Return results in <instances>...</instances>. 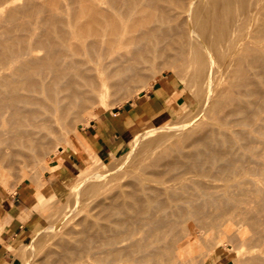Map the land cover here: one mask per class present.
Returning a JSON list of instances; mask_svg holds the SVG:
<instances>
[{
    "label": "bare ground",
    "instance_id": "1",
    "mask_svg": "<svg viewBox=\"0 0 264 264\" xmlns=\"http://www.w3.org/2000/svg\"><path fill=\"white\" fill-rule=\"evenodd\" d=\"M39 1L0 0V181L35 158L32 152H48L54 139L48 132L55 134L64 114L73 112L74 120L93 103L109 106L111 98L153 75L158 62L175 68L186 63L213 98L204 106L208 119L185 127L176 139L177 130L135 139V151L145 152L136 154L135 165L136 152L130 153L138 171L126 170L129 178L123 173L129 190L123 184L108 203L92 202L101 204L98 213L91 198L82 202L93 212L77 227L70 221L77 214L69 210L62 224L69 227L45 248L46 235L33 242L39 246L30 262L44 264L45 255L52 264H199L198 252L212 233L216 241H251L258 249L264 240L257 228L264 221L258 181L264 178V0ZM215 178L228 187L208 184ZM95 179L75 197H97L116 180ZM63 184L54 194L69 188ZM235 220L243 226L233 227ZM248 221L250 238L243 231ZM239 260L264 264V255Z\"/></svg>",
    "mask_w": 264,
    "mask_h": 264
},
{
    "label": "rangeland",
    "instance_id": "2",
    "mask_svg": "<svg viewBox=\"0 0 264 264\" xmlns=\"http://www.w3.org/2000/svg\"><path fill=\"white\" fill-rule=\"evenodd\" d=\"M39 2H41V0ZM37 15H40V13ZM190 27H192V25H190ZM212 61L214 62L216 67L219 66V63L216 62L217 60L215 58H213ZM185 64L186 63H183L182 66L176 67V69L175 66L170 65V63L158 62V64L156 65V71L155 73H153V75L151 74V76L147 77L144 81L137 82L135 85H133L132 88L129 89L128 94H121L118 97L111 98V100H109L110 102L108 103L109 106L105 107L93 103L85 110H83L82 117H78L79 119L74 120L72 116L73 112H70L66 115L64 114V116L61 118V126H57L54 130L55 134H53V132H48L49 136L54 139L56 135L59 136L61 133L65 135L64 136L61 134L59 137L60 139L64 137L62 139L63 142H61L60 139L58 140L60 141V147L55 146L57 145L55 142L58 141L57 139H55L56 141L53 139L52 144H50V146L47 148L48 152H46L43 157L38 156V159L36 154L32 152V156H35V158L28 160L22 166L14 168V170H12L14 173L10 171L9 173L11 175H9V173L7 174V177L5 178L6 182L0 181V202L5 198L14 196L19 188H26L29 194L28 201L26 203V207H28L26 208L28 211V215H26L25 217L26 220L28 218V221L25 223V226L19 234V237L12 244L4 245V252H6V254H8L9 256L5 264H36V262L34 261L30 262L31 260L29 259H31L33 253L37 251L38 248L36 247L39 246L37 245V243L39 244L43 234L46 235L47 237L44 239L45 248V243H49L51 241V237H54V239L58 238L61 234L60 232L63 229H67L69 227H62V224L67 216L69 215L68 217H71L70 213H68L69 210L70 212H72V215H74L73 213L77 214L76 216H72L73 220H70L72 221V226L77 227L76 223L79 222L80 218L85 217L87 215V212H93L91 210H94L96 213L100 212V209L99 211L97 210L98 208H101V206L97 205L101 204H95L92 202H99L103 199L105 203L107 201L109 202L110 198L113 197L110 195H115V193H118L119 189H117V186H119V188H123V184L125 188L124 191H128L129 189H127V184L129 180L127 181V178L125 179L127 175L126 172L134 171L135 173V171H138V169H136V167L134 168L133 165L136 164L135 162H137L139 160L138 158H140L141 156H137L136 154L140 155L141 152H145L143 149L140 150L139 146V148H137V150L135 151V139H139L141 136L143 137L145 133H149V136H154L164 130H167L166 132L171 130L168 134L170 135V133L172 134L174 132L173 130H177L174 133L175 136H172L176 139V136L179 137L185 132L182 130L185 129V127H187L186 129L188 130V128L196 126L194 124L201 122L199 120L205 121L208 119L209 111H207L208 108H204V106H209L206 103L209 102L208 104H210L209 99L213 98V92L210 93V90L206 86L203 79L202 81L199 78H194L192 76L193 70H191V67H188V65ZM184 65L187 68H184ZM169 66L172 68L174 67L173 69H176V71H173ZM183 71L187 72L183 74ZM189 73H192V75H190ZM188 79L189 81H187ZM193 80L196 83L191 82ZM184 82L186 83L184 84ZM197 83H199V85ZM191 86L192 88H190ZM197 89H200V91ZM197 91L198 93H201L198 95ZM146 96L150 97L148 98ZM155 99L159 100L161 109L164 108L169 112V115L166 118L151 120V116H148L143 117L142 119H137L136 122H138L139 124L137 130H135L132 136H130L125 142H116L115 139H112V142L107 141V143L105 144L99 136H97L96 134L94 135L96 128L94 129V127H92L93 124L100 122V120L102 119H108L109 117L114 116V114L117 112L128 110L132 107L137 108L138 106H136L135 104H138V102H142L143 100L154 101ZM172 105L175 107L172 108ZM197 105H199L200 107ZM204 110L206 111L205 114L203 113ZM185 113L186 117H182ZM194 117L197 118L195 121ZM198 117L206 118L200 119ZM181 118L185 119H182V121ZM189 122L193 123L189 124ZM159 127H162V129H159ZM60 130L61 132L58 134V131ZM178 130H180L179 132H181V134H178ZM146 151H150V149ZM50 152L51 156L57 152V154L53 157V160L51 159V157H49ZM133 152H136L134 153V156L136 155V157H134L135 159L132 160L131 156L133 155ZM130 153H132V155ZM130 159L133 162L135 161L133 165H130L132 163ZM121 168L124 169V171L117 172V170L119 171L121 170ZM124 172L126 173V175L123 174ZM116 173H120V175L123 174V177L121 179H119L120 177L116 179ZM8 175L10 178L8 177ZM130 175L128 173L127 177ZM112 177L113 180L116 179L114 182L111 181ZM91 178H97L99 179L97 180L99 182H102L103 180L111 181V183L106 182L107 184L111 185L106 186V184H104L105 190H102L103 192L97 194L99 195H96L97 197H92L93 194H91L92 196H90L89 194L90 197L88 195L84 196L83 194V196H80L81 194H78L77 197H75V192L84 187L83 185H86L88 180H91ZM63 181L69 188L64 189L61 195L58 193L54 194L55 190H58V188H61L64 185ZM258 181L261 185H264V178L260 177L258 178ZM115 182H118L122 185L120 186L116 184L115 189V187H113V185H115ZM80 183L83 184L80 185ZM208 184L213 185L214 187H216V189L220 190L228 187L227 182L225 180H222L221 178L210 180L208 181ZM111 186L112 189L115 190H110V188L109 190H107L108 193H106V187L109 188ZM71 192L74 193L71 194ZM68 193L71 194V196L74 195L72 196L73 198L71 196H66L69 195ZM104 194H107V196ZM79 196L82 198H80ZM85 197L88 198L82 201V199ZM89 198H94L92 201L90 199L91 204H89V206L91 205V210H89L90 207H87L88 205L86 206V204L89 203ZM95 198L97 199L95 200ZM40 199H42V201H40ZM84 201H87L85 202L86 204L82 203ZM67 202L68 205H71L68 206ZM98 215H102L101 217H103L102 213ZM248 222V224L243 223L245 225L244 228H246H243V231L248 230V232L245 231L244 233H246L245 236L247 238H250V236H253L251 235L253 231H249V229L247 228H250L252 226V222ZM233 223H236L233 227H235V225L237 228L240 226L237 220H235V222ZM261 223L262 224L257 228L262 229L261 231L262 233H264V221ZM251 229L253 230V227H251ZM212 234L210 235V237H208L207 241L203 242L204 245L201 246L200 250L203 252H198V256L196 257V259L198 260L199 264H201V261L204 259L205 264H239V258H245L246 255H264V240H262L261 244L258 246V249H255L254 247H251V245H249L250 243H252L251 241H248L249 243L246 241L245 243L241 244L239 241H237V239L229 238L228 241L227 239H224V236L223 239L221 238V236H219L220 239L218 238V240L220 241H216V239L213 238H217V235H214V233ZM247 234H249L250 236ZM262 238H264L263 235ZM214 240L216 242H213ZM234 240L237 241V243H233ZM230 242H232V246ZM235 243L236 245L240 244L239 246L241 248L243 245V248L240 250H234L233 245H235ZM247 244L250 247H247ZM45 257L46 256L44 255V264H47V262L45 263L46 260H49L48 264H52L50 263V259ZM240 261L241 260H239V262Z\"/></svg>",
    "mask_w": 264,
    "mask_h": 264
},
{
    "label": "crops",
    "instance_id": "3",
    "mask_svg": "<svg viewBox=\"0 0 264 264\" xmlns=\"http://www.w3.org/2000/svg\"><path fill=\"white\" fill-rule=\"evenodd\" d=\"M146 97L149 98L150 96ZM135 105L138 107L117 112L114 116L93 124L92 127L96 128L94 135L99 136L105 144L114 139L116 142H125L137 130L139 126L136 122L137 119L151 116V120H156L166 118L169 115L166 109H161V104L157 99L154 101L143 100ZM28 196L26 188H19L14 196L5 198L0 202V264H5L9 258L8 254L4 252V245L12 244L19 237L28 221V218L25 219L28 215L26 209L28 208L26 207Z\"/></svg>",
    "mask_w": 264,
    "mask_h": 264
}]
</instances>
